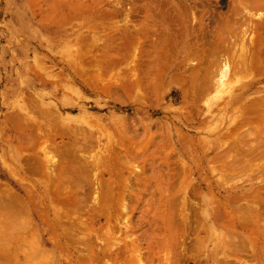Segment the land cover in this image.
Here are the masks:
<instances>
[{
  "label": "bare ground",
  "instance_id": "bare-ground-1",
  "mask_svg": "<svg viewBox=\"0 0 264 264\" xmlns=\"http://www.w3.org/2000/svg\"><path fill=\"white\" fill-rule=\"evenodd\" d=\"M73 3H69L68 19L91 11L89 18L122 16L124 22L107 34L94 23L88 36L92 44L73 50L83 74L102 78L107 68L118 63L113 60L119 61L123 49L129 75L122 81L113 77L110 86L148 90L159 72L171 69L181 71L182 79H171L169 84L178 86L190 110L212 93L206 112L217 109V114L207 120L210 137L192 148L202 156L207 152L201 146L207 151L220 149L213 159L215 166H208L211 174L218 175V182L202 179L204 160L195 170L200 188L188 191L186 183L193 180V170L182 160H173L172 142L163 133L135 146L128 136L120 137L123 133L117 128L119 136H107L103 158L96 152L88 157L80 153L99 148V138L91 133L78 137L74 133L62 146L47 140L42 145L45 161L38 162L35 152L25 157L16 153L22 171L5 164L15 181L9 177V185H0V264H264V0H118L102 13L93 12L99 9L94 7L96 0ZM198 6L210 10H200L197 17ZM248 34L252 39L247 40ZM105 36L110 43L101 42ZM80 38L82 42L87 36ZM99 48L103 58L95 50ZM109 55L107 63L104 57ZM160 58L166 63L157 66ZM191 60L194 64L189 66ZM149 74L150 79L145 78ZM249 91L250 97L242 100ZM20 110L26 113L28 106L23 104ZM26 129L14 128L12 142L21 153L33 150L46 134L43 128L35 132L30 127L32 134ZM99 131L105 133L104 128ZM12 156L13 149L4 158ZM107 157L111 158L108 163ZM121 159L140 161L144 172L133 168L125 178ZM132 174L145 175L143 191L133 185L138 179ZM23 175L42 178V199L34 197L36 189L25 185ZM230 179L243 180L249 187L230 184ZM152 187L158 206L153 198L144 197ZM205 193L207 202L202 199ZM192 197L205 203L206 213H198ZM143 204H147L144 213ZM137 212L141 215L135 217ZM30 220L38 221V226L33 228ZM117 220V230L112 231V222ZM134 220L146 221L149 227L144 234L151 246L147 253L134 234L139 229ZM35 232L39 237L45 233V249L41 239L35 241ZM27 236L33 243L28 244ZM101 239L106 241L105 248L98 246ZM206 248L204 261H189L195 259L196 251Z\"/></svg>",
  "mask_w": 264,
  "mask_h": 264
},
{
  "label": "rangeland",
  "instance_id": "rangeland-1",
  "mask_svg": "<svg viewBox=\"0 0 264 264\" xmlns=\"http://www.w3.org/2000/svg\"><path fill=\"white\" fill-rule=\"evenodd\" d=\"M117 1L96 0L97 3L94 4V7L99 9H94L93 12L102 13L109 10ZM69 3L75 6L73 0H0V185H9V177L14 180L7 166L22 171L24 166L19 163V159H15L16 153L25 157L28 156L27 154L35 152L38 162L45 161V155L42 152V145L45 141L48 140L52 144L56 143L62 146L71 141L70 138L74 136V133L78 137L87 132L91 133L93 137L99 138V148L80 153L88 157V155L94 156V152H96L103 158L102 151H104L103 146L107 142V136L108 134L119 136L117 128L123 133L120 137L128 136L135 146H143L150 135L165 134L169 143L172 142L173 151H175L173 160H182L187 169L192 168L193 170V180L186 183L188 191L191 192L193 187L200 188L201 182L198 181L199 178L195 170L204 160L206 162L204 163L205 169L202 171V179L212 184L217 183L218 175L211 174L208 171V166H215L213 159L220 149L211 147L207 151L206 147L201 146L207 152L205 156H202L199 149L194 151L192 148L194 143L197 144L198 141H204L210 137L207 135V120L217 114V109L213 110L211 114L206 112L207 99L211 98L212 93L197 101V109L190 110L189 102L183 100L178 86L169 84L171 79H182L181 71L171 69L159 72L157 79H152L148 90L131 88L126 84H122L124 86L121 88L110 86L113 77L118 76L122 81L127 80L129 75V61L123 49L120 50V55L117 57L119 61H115L111 57L113 63H118L107 68L106 75L102 78H92V76L83 74L81 66L78 64L77 55L74 58L73 50L77 45L90 46L92 44L88 36L95 29L94 23L98 22L107 34L111 31L112 26L123 27L124 22L122 16L110 20L105 17L89 18L91 11L68 19L71 9ZM202 9L210 10L205 6H198L197 17ZM225 12V9L221 11L222 14ZM81 35L87 36L82 40L83 43L80 42ZM235 37L237 38L236 35ZM246 38L247 40L252 39V35L248 34ZM86 39L88 40L85 42ZM106 41L109 42L105 36L101 42ZM99 46L102 47L103 43H100ZM137 47L135 46L136 49ZM95 50L100 58H103V50L100 48ZM105 51L107 52V47ZM105 58L109 59L110 55L105 56L104 61ZM158 61L157 66L166 63L164 58H160ZM192 64L194 61L191 60L189 66ZM145 78L150 79V74ZM261 85L262 83L258 86ZM249 97L250 91L244 94L242 100ZM66 102L68 103L66 104ZM222 103V101L219 103L220 107ZM23 104L28 106L26 113L20 110ZM186 117H189V121L185 120ZM190 119L196 120L191 122ZM16 125L27 127V134L36 132L35 129L38 127L43 128L46 133L45 137L41 136L40 142L33 150H23L21 153L17 151L15 143L12 142L16 135L14 131ZM30 127H34V130L32 131ZM103 128L105 129L104 134L99 131ZM223 142L227 143V139ZM181 144L184 147H181ZM12 149L13 156L4 158V155L9 154ZM50 155H55V153H50ZM55 157L58 162L61 160L59 155H55ZM104 159L106 163L111 160L110 157ZM121 160L125 178H129L130 171H134L133 168L144 172L140 161ZM143 176L145 175L139 177L133 175L138 179L133 180L135 187L139 186L142 189ZM22 178L27 187L32 190L36 189L34 197L38 200L42 199V188L39 187L42 178L33 175H23ZM108 179L109 176L105 174L104 182H107ZM228 183L249 187L248 183L244 184L243 180L238 181V179H230ZM205 185L206 183L203 182L202 187ZM11 187L23 194L18 185L12 183ZM154 190H156L155 187H152L144 193V197L145 200L153 198L155 206H158V194L153 193ZM207 198V193H205L202 199L207 202ZM191 200L196 203L199 214L206 213V205L200 198L192 197ZM91 201L94 202L92 199ZM146 208L147 204H143V213ZM140 215L139 212L135 213V217ZM134 222L135 226L139 228L134 234L139 237L137 240L141 243L142 252L147 253L151 246L147 243L144 234H147L146 231L149 230V227L146 221L143 223L139 220V224L136 220ZM37 223L36 220H30L33 228L38 226ZM117 224L118 220L112 222L111 227H114L112 231L117 230ZM120 225L122 229L123 221ZM39 229L41 231V228ZM36 232L34 233L35 241L41 239L44 244L42 248L45 249V233L42 232L39 237ZM134 234H130V236L135 238ZM117 236L124 238L123 234L118 232ZM26 241L28 244L33 243L31 236H27ZM97 243L101 248H105L104 246L107 245L104 239ZM206 254L208 255L207 248L205 251H196L193 254L195 259H189V261L196 262L201 259L204 261ZM70 257L71 254L68 258ZM64 262L60 261L61 264H65Z\"/></svg>",
  "mask_w": 264,
  "mask_h": 264
}]
</instances>
